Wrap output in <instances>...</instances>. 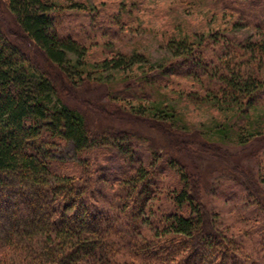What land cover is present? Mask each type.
<instances>
[{
	"label": "trees",
	"instance_id": "16d2710c",
	"mask_svg": "<svg viewBox=\"0 0 264 264\" xmlns=\"http://www.w3.org/2000/svg\"><path fill=\"white\" fill-rule=\"evenodd\" d=\"M248 1L211 3L242 14ZM3 7L11 27L0 18V264H264V188L221 162L254 216L247 251L208 206L198 169L178 156L264 138V37L177 32L165 41L169 63L125 77L143 55L116 49L90 59L81 32L59 25L68 12L57 1L0 0V15ZM113 71L122 77L112 80ZM172 77L196 85L182 101L226 120L188 140L180 103L160 92ZM96 87L114 93L93 104L98 113L124 102L118 116L151 125L168 144L144 149L133 131L90 130L59 94ZM68 142L76 160L50 155Z\"/></svg>",
	"mask_w": 264,
	"mask_h": 264
},
{
	"label": "rangeland",
	"instance_id": "374dc122",
	"mask_svg": "<svg viewBox=\"0 0 264 264\" xmlns=\"http://www.w3.org/2000/svg\"><path fill=\"white\" fill-rule=\"evenodd\" d=\"M54 1L68 12L66 18L59 17V25L81 32L86 38L90 59L96 60L99 56L102 57L110 50L116 49L135 51L143 55L140 62L125 69L123 73L125 77H133L135 73L143 71L151 73L154 68L169 63L172 56L167 50L165 41L175 36L177 32L191 35L220 32L230 38L229 40L236 37V41L239 42L264 37V0H256L255 5L254 0H250V4L248 1L246 10L249 14L247 12L232 14L219 6L215 7L211 0ZM0 16L5 25L11 27L4 7ZM115 25L116 27H113ZM113 28L117 31L115 37L108 34L109 29ZM82 35L79 36L84 38ZM110 73L109 77L114 75L110 77L112 80H119L122 77L115 75L114 71ZM167 84L168 87L160 92L166 94L165 101L172 100L180 103L181 110L185 112V122L189 127L187 139L191 142L193 137L202 134L215 119L226 120L220 113L208 110L197 102L182 101L183 97H180L179 93L196 91V85L192 81L172 77L171 82ZM105 89L107 87L74 89L69 95L62 91L59 94L66 104L84 114L90 130L112 127L133 131L140 136L144 149L154 145L162 148L166 145V138L151 125L136 121L130 118L131 116L122 114L118 116L116 109H121V101L113 102L111 106L98 113L93 104L100 99L102 101L103 97L108 99L107 96L114 94L108 93L109 88L107 91ZM258 109L264 115V110ZM179 150V159L185 163L187 171L191 172L194 167L198 169L205 190L207 189V204L213 214L217 215V220L231 227V231L236 232V236L243 237L244 243H248L245 245V248L248 247L246 250L251 251V244L243 233L251 232L254 216H251L250 206L245 205L242 186L223 175L221 162L238 166L240 171L253 176L264 188V138L245 145H224L218 150L219 152L211 151L194 157L190 155L192 152L187 148L185 153L181 148ZM50 155L59 159L76 160V152L69 142L56 148ZM175 158L178 159V157ZM169 176L171 174L168 173Z\"/></svg>",
	"mask_w": 264,
	"mask_h": 264
}]
</instances>
